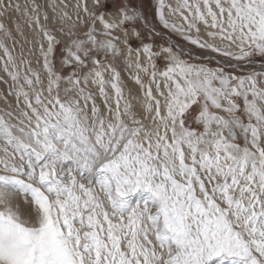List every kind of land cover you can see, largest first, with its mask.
Listing matches in <instances>:
<instances>
[{
  "label": "snow or ice",
  "instance_id": "obj_1",
  "mask_svg": "<svg viewBox=\"0 0 264 264\" xmlns=\"http://www.w3.org/2000/svg\"><path fill=\"white\" fill-rule=\"evenodd\" d=\"M64 8L63 39L30 18L42 71L0 23V264H264V0Z\"/></svg>",
  "mask_w": 264,
  "mask_h": 264
},
{
  "label": "rangeland",
  "instance_id": "obj_2",
  "mask_svg": "<svg viewBox=\"0 0 264 264\" xmlns=\"http://www.w3.org/2000/svg\"><path fill=\"white\" fill-rule=\"evenodd\" d=\"M68 2L69 0H12L13 4L18 3L20 5L19 11L13 9L10 11L9 14L0 16V23L5 26V29L11 32V37H14V40L12 38L5 39V43L13 51V54L19 56L21 51V45H23L25 58L31 60L32 66L34 68H37L38 70L42 71V61L41 64L37 63V60L40 59L38 46L33 47V45L29 43V41H32L33 39L40 40L41 37L36 35L38 31L37 26L35 25V23L31 22L30 18L39 14L41 18V24H45L48 30L54 35H56L57 39H63V34L60 32V28L62 26V21L59 19L60 13L62 11H68L73 17L75 16L74 9L64 8V4ZM155 2L156 0H146L149 11H151L152 7L155 5ZM165 2L168 3L171 1L165 0ZM37 5L39 6V10L38 12H35L33 11V9ZM45 13H47L49 18L47 21H45L43 18ZM149 19H152L151 15L149 16ZM170 20L176 22L177 25L183 23V21L176 16L170 17ZM157 30L164 32V36L160 42L171 38L172 42L183 44L186 49H194L196 47L188 44L178 33L172 32L170 29H162V27H158ZM201 32H204L203 27L201 28ZM2 37L3 32H0V38ZM204 38L206 39L207 37L204 36ZM216 43L220 44V41L217 40ZM224 46L226 45L221 44V47ZM30 48H32V55L29 56L27 55V53ZM209 54L210 53H208L207 51L205 52V55ZM0 55H2V53H0ZM211 55L215 59L210 66L218 67L221 63L219 54L211 53ZM193 62L197 63L200 61L194 60ZM117 67L118 69H122L121 79L126 97H128L134 104H142L143 92L139 89V86L136 85L135 82L132 80L129 74V69L124 67L123 64H118ZM235 74H239V72L237 71V73ZM0 77H3L5 80H8L9 84L11 83L10 79L2 71H0ZM7 89L8 84L0 83V111L6 108L8 110L16 109L15 97L8 95ZM129 92H131V95H129ZM4 97H7V103L5 102Z\"/></svg>",
  "mask_w": 264,
  "mask_h": 264
},
{
  "label": "bare ground",
  "instance_id": "obj_3",
  "mask_svg": "<svg viewBox=\"0 0 264 264\" xmlns=\"http://www.w3.org/2000/svg\"><path fill=\"white\" fill-rule=\"evenodd\" d=\"M173 4L175 3V0H170ZM90 2V1H89ZM172 22H174V21H172ZM176 23V22H175Z\"/></svg>",
  "mask_w": 264,
  "mask_h": 264
}]
</instances>
